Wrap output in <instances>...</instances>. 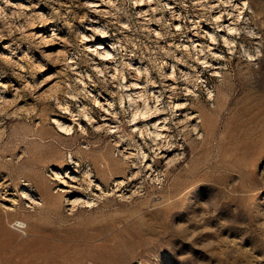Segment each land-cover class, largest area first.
<instances>
[{
  "label": "rangeland",
  "instance_id": "374dc122",
  "mask_svg": "<svg viewBox=\"0 0 264 264\" xmlns=\"http://www.w3.org/2000/svg\"><path fill=\"white\" fill-rule=\"evenodd\" d=\"M143 2L0 0V264H264V0Z\"/></svg>",
  "mask_w": 264,
  "mask_h": 264
},
{
  "label": "bare ground",
  "instance_id": "6f19581e",
  "mask_svg": "<svg viewBox=\"0 0 264 264\" xmlns=\"http://www.w3.org/2000/svg\"><path fill=\"white\" fill-rule=\"evenodd\" d=\"M138 1L140 2L139 5H141V4L144 3L143 2L144 0H138ZM211 34H213V33H211ZM106 37L107 36H104V40H107ZM104 44H105V42H101L96 47L95 50H97V53L99 55H101L102 57H105V59H108V56L109 55H112V53L108 49V44L107 45H104ZM202 48H203V46H202ZM137 69L139 70V67H137ZM173 73H174V70L172 71V74ZM134 87L135 88H142L143 86L140 85L139 83H136V84H134ZM129 96H130V100L132 101L131 104L133 105V108H134V111H133L134 112L133 113L134 114V116H133L134 117L133 118V127H134V130L135 131H139L140 134H143L144 133V127H143L142 124H140V122L141 121H144V120H147L146 126H148L149 122L150 121L152 122V118L155 117L156 120H155V122L153 121L154 122L153 125H154L155 130H153L152 132L155 133V136L156 137H158V136L163 137V135H164L163 134V131L168 128L167 127V124H168L167 123V120H168L167 116L166 115L161 116L163 113H165V112L162 111L163 109L159 108L158 105H155V108H154L155 110L153 111V107L149 104V101H148L147 98H145V107L142 108V109H140V106L136 102V99H135L137 97H135L133 95H129ZM158 97L159 96L157 95L156 96L157 101L159 100ZM83 107H84V109L82 111L83 112L82 114H84L85 116H88L89 120L92 119V116L89 115L88 110L85 109V104H83ZM176 107H180V108L182 107L183 108L184 106L181 105L180 103H176ZM64 108H65V112L71 114V116L74 119H76V120H79L80 119V117H79L80 116V113L76 112L73 109H70L68 105L64 106ZM159 109H160V111H159ZM153 112L155 113V115L150 117V115L153 114ZM149 113H151V114H149ZM146 116L147 117H150V119L147 118ZM64 118H66V117H64ZM64 118H63V120H64ZM103 119L107 120L108 118H103ZM54 122L58 124L59 131L64 132V133H68V134L71 133L72 127L70 126V124H67L66 122L62 121L61 119H57V118L54 119ZM71 161L75 162L74 159H71ZM53 174H55V175L58 176V175L61 174V172L58 171V170H55L53 172ZM29 196H31V195H29ZM76 200L77 199H74L72 202H76ZM21 223H23V222L21 221ZM23 226H25V225H23Z\"/></svg>",
  "mask_w": 264,
  "mask_h": 264
}]
</instances>
